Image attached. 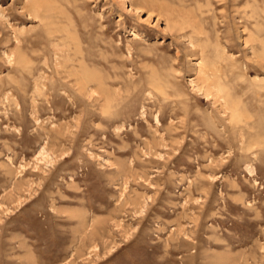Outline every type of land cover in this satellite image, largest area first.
I'll return each mask as SVG.
<instances>
[{
	"label": "rangeland",
	"instance_id": "rangeland-1",
	"mask_svg": "<svg viewBox=\"0 0 264 264\" xmlns=\"http://www.w3.org/2000/svg\"><path fill=\"white\" fill-rule=\"evenodd\" d=\"M0 264H264V0H0Z\"/></svg>",
	"mask_w": 264,
	"mask_h": 264
},
{
	"label": "bare ground",
	"instance_id": "bare-ground-1",
	"mask_svg": "<svg viewBox=\"0 0 264 264\" xmlns=\"http://www.w3.org/2000/svg\"><path fill=\"white\" fill-rule=\"evenodd\" d=\"M125 1H126V0H125ZM29 9H30V8H28V10H29ZM32 10L34 11V10H36V8H33ZM210 78H211V77H209V79H210ZM210 80H211V79H210ZM214 84H215V83H214Z\"/></svg>",
	"mask_w": 264,
	"mask_h": 264
}]
</instances>
